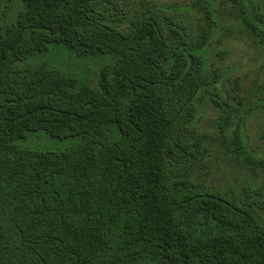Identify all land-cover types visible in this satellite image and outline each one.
<instances>
[{"label":"trees","instance_id":"16d2710c","mask_svg":"<svg viewBox=\"0 0 264 264\" xmlns=\"http://www.w3.org/2000/svg\"><path fill=\"white\" fill-rule=\"evenodd\" d=\"M20 1L0 33V264H264V207L191 177L205 149L190 144L189 128L214 84L213 3L194 0L210 22L194 33L182 7ZM239 19L264 35L246 2ZM54 45L103 57L96 82L20 65ZM244 117L232 143L264 168ZM41 131L79 143L59 152L17 144Z\"/></svg>","mask_w":264,"mask_h":264},{"label":"rangeland","instance_id":"374dc122","mask_svg":"<svg viewBox=\"0 0 264 264\" xmlns=\"http://www.w3.org/2000/svg\"><path fill=\"white\" fill-rule=\"evenodd\" d=\"M123 1L126 11L143 4L187 8V16L185 13L182 16L189 31L196 33L210 27L205 16L195 10L194 0ZM244 1L254 16L264 20V0H210L218 17L210 27V32L216 36L208 51V80L214 84L202 92L198 117L194 128H189L190 144L203 140L201 147L205 149L203 155L198 153L191 177L208 187L229 191L264 207V168L237 152L232 143L238 121L245 116V138L255 151L264 154V112L260 108L264 103V35L254 33L241 23L239 16ZM21 6L20 0L0 1V33L2 26L14 21ZM102 64L103 57H78L56 45L20 63L25 67L46 66L89 84L96 82ZM223 94L245 104V110L228 107L221 98ZM214 101L223 105L218 106ZM78 143V138L60 140L41 131L28 133L26 139L17 144L31 150L59 152ZM191 149L197 154L196 147Z\"/></svg>","mask_w":264,"mask_h":264}]
</instances>
